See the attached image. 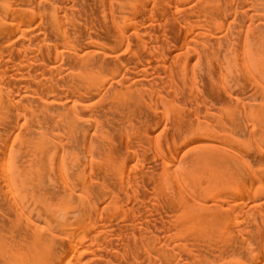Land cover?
<instances>
[{"label":"bare ground","instance_id":"6f19581e","mask_svg":"<svg viewBox=\"0 0 264 264\" xmlns=\"http://www.w3.org/2000/svg\"><path fill=\"white\" fill-rule=\"evenodd\" d=\"M0 264H264V0H0Z\"/></svg>","mask_w":264,"mask_h":264}]
</instances>
